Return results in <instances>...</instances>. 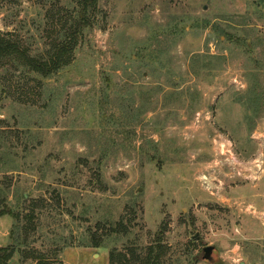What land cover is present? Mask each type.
<instances>
[{
    "label": "rangeland",
    "instance_id": "rangeland-1",
    "mask_svg": "<svg viewBox=\"0 0 264 264\" xmlns=\"http://www.w3.org/2000/svg\"><path fill=\"white\" fill-rule=\"evenodd\" d=\"M78 4L0 0V35L47 59ZM89 14L51 76L0 58L8 264H111L158 237L164 264H264V0Z\"/></svg>",
    "mask_w": 264,
    "mask_h": 264
},
{
    "label": "trees",
    "instance_id": "trees-1",
    "mask_svg": "<svg viewBox=\"0 0 264 264\" xmlns=\"http://www.w3.org/2000/svg\"><path fill=\"white\" fill-rule=\"evenodd\" d=\"M97 0H79V10L75 22L67 28L65 34L54 43L51 53L47 59L30 56L27 51L22 50L19 45L10 39L0 35V58L17 60L27 67L37 71L41 76H51L53 73L65 67L71 61V52L81 39L84 28L92 25L90 12L95 11ZM8 214L18 219L19 214L11 208H3L0 215ZM122 224V223H121ZM97 243V242H96ZM167 245L163 238L158 237L153 243L145 247L143 251L127 248L125 251L110 254L111 264H164L163 257L167 253ZM13 255V249L0 247V264H8Z\"/></svg>",
    "mask_w": 264,
    "mask_h": 264
},
{
    "label": "water",
    "instance_id": "water-1",
    "mask_svg": "<svg viewBox=\"0 0 264 264\" xmlns=\"http://www.w3.org/2000/svg\"><path fill=\"white\" fill-rule=\"evenodd\" d=\"M214 249V247L212 245H207L203 248L204 252H205V258H209L210 254L212 252V250Z\"/></svg>",
    "mask_w": 264,
    "mask_h": 264
},
{
    "label": "flooded vegetation",
    "instance_id": "flooded-vegetation-1",
    "mask_svg": "<svg viewBox=\"0 0 264 264\" xmlns=\"http://www.w3.org/2000/svg\"><path fill=\"white\" fill-rule=\"evenodd\" d=\"M213 251V250H212ZM212 253V252H211ZM210 256H211V254H210Z\"/></svg>",
    "mask_w": 264,
    "mask_h": 264
}]
</instances>
